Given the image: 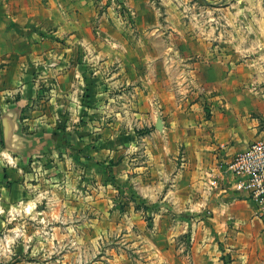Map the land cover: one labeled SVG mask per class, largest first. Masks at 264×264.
<instances>
[{
	"label": "rangeland",
	"instance_id": "rangeland-1",
	"mask_svg": "<svg viewBox=\"0 0 264 264\" xmlns=\"http://www.w3.org/2000/svg\"><path fill=\"white\" fill-rule=\"evenodd\" d=\"M90 2L89 20L79 10L72 19L75 28L90 29L83 31L89 44L105 46L97 47L101 56L91 49L84 70L107 78L108 93L100 97L86 88L54 109L42 84L32 106L43 111L36 118L59 131V144L48 143L30 160L21 195L0 202V264H256L262 248L247 245L258 255L245 261L243 246H230L225 228L209 219L217 214L210 206L194 216L174 200L149 202L116 176L132 144H138L133 156L143 153L142 136L157 129L156 116L167 121L188 114L194 130L203 128L195 131L199 139L212 137L210 96L219 78L239 76L243 62L251 77L264 73V0ZM73 103L75 112L68 109ZM140 111L144 116L135 114ZM253 118H261L264 136V114L250 112L247 119ZM100 136L109 141L100 147L104 159L88 156L98 151ZM115 144L123 146L117 155ZM195 217L206 223L194 224Z\"/></svg>",
	"mask_w": 264,
	"mask_h": 264
},
{
	"label": "crops",
	"instance_id": "crops-1",
	"mask_svg": "<svg viewBox=\"0 0 264 264\" xmlns=\"http://www.w3.org/2000/svg\"><path fill=\"white\" fill-rule=\"evenodd\" d=\"M90 3V0H0L2 203L8 199H16L23 193L22 188L28 187V182L24 179L28 178L30 160L40 156L47 149L48 143L58 147L59 131H54L56 128L52 124L45 125L40 118H36V113L43 115V111L35 110L32 106L34 100L41 95L42 84L49 87L50 101L52 104L54 102V109L60 106L58 101L61 98L67 97L69 102V98L78 96L79 92L86 88L100 97L108 93L105 88L107 78L102 77V74L90 77L84 70L86 64L92 62L89 57L91 49L101 56L104 51L98 50L97 47L105 46L89 44L88 36L84 35L83 31L90 29L82 25L75 28L72 19L79 10L82 15L80 12L78 15L82 16L83 20H89ZM78 36L82 38H77ZM63 38L65 44L62 43ZM100 40L103 43L102 39ZM119 47L122 48V45ZM100 64L104 67V63ZM247 64L249 63L243 62L240 65L242 73L239 76L226 75L219 78L220 86H217L216 92L210 96L216 113L210 121V129L214 133L211 138L199 139L195 131L203 132L202 126L194 130V120L188 117V114L180 113L178 119L163 120L164 128L161 134L156 129V116L153 119L156 130L150 128L146 138L142 136L145 143L140 144L142 147L139 150L143 153H135L133 156V148H138V144H132L134 147L126 151L129 156L123 157L117 166L120 168V174L116 178L121 179L123 184L131 185L132 190L135 189L149 202L159 201L166 204L174 200V204L178 203V206L194 216L202 212L203 207L210 206L218 215H211L209 219L212 222L217 221V225L225 228L228 233L225 237L227 243L232 247L243 246L247 255L245 261L249 257L254 260L258 255L257 252L249 254V251L245 250L247 245L255 244L258 250H263H259V256L255 257L256 264H264V220L257 216L255 206L243 199L233 200L236 197L234 191L210 192L206 184L210 177L207 172L216 165L217 155L231 156L246 150L251 142L264 137L258 123L261 118L247 119L250 112L264 114V85H256V79L264 81V73L251 77ZM60 67L64 69L59 71ZM258 87L260 90H257ZM252 90L259 92L257 98ZM72 105L73 107H68L67 104L68 109L77 111L79 105ZM135 114L144 116L142 111ZM25 115L29 116L24 117ZM121 132L119 130V133ZM96 141L98 151L89 152L88 156L104 159L107 151L104 152L100 147H104L109 141L105 136L98 137ZM137 142L139 143V140ZM180 145L186 147L185 153L181 152ZM122 147L121 144H115L114 153L117 155L118 148ZM203 148H210L212 152L208 153ZM143 155L144 158L140 159ZM202 217H205L204 213ZM192 219L194 224L206 223L204 219Z\"/></svg>",
	"mask_w": 264,
	"mask_h": 264
},
{
	"label": "built area",
	"instance_id": "built-area-1",
	"mask_svg": "<svg viewBox=\"0 0 264 264\" xmlns=\"http://www.w3.org/2000/svg\"><path fill=\"white\" fill-rule=\"evenodd\" d=\"M224 148V147H223ZM207 186L210 192L234 191L233 200L251 202L257 216L264 217V137L250 143L244 151L233 155H217ZM210 212V211H208Z\"/></svg>",
	"mask_w": 264,
	"mask_h": 264
},
{
	"label": "water",
	"instance_id": "water-1",
	"mask_svg": "<svg viewBox=\"0 0 264 264\" xmlns=\"http://www.w3.org/2000/svg\"><path fill=\"white\" fill-rule=\"evenodd\" d=\"M156 128L159 129V130H163L164 128V122H163V119L162 117H158L157 118V121H156Z\"/></svg>",
	"mask_w": 264,
	"mask_h": 264
}]
</instances>
